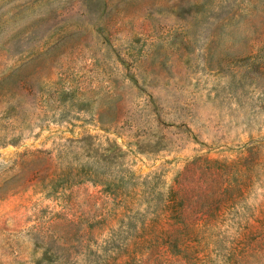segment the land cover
Masks as SVG:
<instances>
[{
  "label": "rangeland",
  "instance_id": "1",
  "mask_svg": "<svg viewBox=\"0 0 264 264\" xmlns=\"http://www.w3.org/2000/svg\"><path fill=\"white\" fill-rule=\"evenodd\" d=\"M0 264H264V0H0Z\"/></svg>",
  "mask_w": 264,
  "mask_h": 264
}]
</instances>
